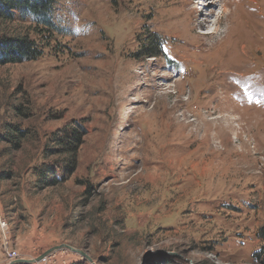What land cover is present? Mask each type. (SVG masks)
I'll list each match as a JSON object with an SVG mask.
<instances>
[{"label": "rangeland", "instance_id": "rangeland-1", "mask_svg": "<svg viewBox=\"0 0 264 264\" xmlns=\"http://www.w3.org/2000/svg\"><path fill=\"white\" fill-rule=\"evenodd\" d=\"M53 19L0 23L40 51L0 64V264H264V0H60Z\"/></svg>", "mask_w": 264, "mask_h": 264}, {"label": "trees", "instance_id": "trees-1", "mask_svg": "<svg viewBox=\"0 0 264 264\" xmlns=\"http://www.w3.org/2000/svg\"><path fill=\"white\" fill-rule=\"evenodd\" d=\"M60 0H0V23H27L30 22L40 27L37 34H53L57 30L54 19L53 9ZM148 39L152 44L147 46L153 49L147 53V58H154L161 55V51H154L155 43L158 47L162 46L161 42H154L157 39L156 34H151ZM151 45V46H150ZM40 56V51L36 49L33 41L26 38L2 39L0 40V64H18L22 62L34 61ZM77 127H80L77 125ZM8 137H12L9 133ZM17 137H13L15 139ZM53 142L61 148L63 154L69 157L63 165V172H74L77 166V151L81 145V133L76 126L67 127L53 137ZM51 172V170H50ZM41 181H48L49 184L55 185L59 178L53 173H39Z\"/></svg>", "mask_w": 264, "mask_h": 264}, {"label": "water", "instance_id": "water-1", "mask_svg": "<svg viewBox=\"0 0 264 264\" xmlns=\"http://www.w3.org/2000/svg\"><path fill=\"white\" fill-rule=\"evenodd\" d=\"M58 248H55V249H52V250H50V251H48V252H46L45 254H43V255H41L37 260H36V262H40L42 259H44L50 252H52V251H54V250H57ZM69 249H71V248H69ZM10 264H14V263H10Z\"/></svg>", "mask_w": 264, "mask_h": 264}, {"label": "bare ground", "instance_id": "bare-ground-1", "mask_svg": "<svg viewBox=\"0 0 264 264\" xmlns=\"http://www.w3.org/2000/svg\"><path fill=\"white\" fill-rule=\"evenodd\" d=\"M207 23H208V20H202L201 22L198 23V25L199 26H205V24H207Z\"/></svg>", "mask_w": 264, "mask_h": 264}, {"label": "built area", "instance_id": "built-area-1", "mask_svg": "<svg viewBox=\"0 0 264 264\" xmlns=\"http://www.w3.org/2000/svg\"><path fill=\"white\" fill-rule=\"evenodd\" d=\"M7 253V252H6ZM9 259H8V263H12L13 262V258H14V254H10L8 255Z\"/></svg>", "mask_w": 264, "mask_h": 264}]
</instances>
